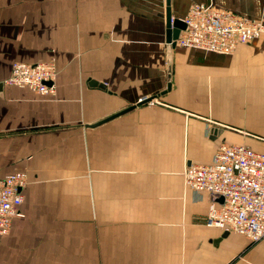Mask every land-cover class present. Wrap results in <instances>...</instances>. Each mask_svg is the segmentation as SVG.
Instances as JSON below:
<instances>
[{"label":"crops","instance_id":"0c3cea01","mask_svg":"<svg viewBox=\"0 0 264 264\" xmlns=\"http://www.w3.org/2000/svg\"><path fill=\"white\" fill-rule=\"evenodd\" d=\"M194 2L264 23V0H169L171 15ZM166 7L0 0V83L14 61L57 70L53 95L0 87V177L27 178L0 264H264V237L205 225L183 179L221 143L264 152V34L227 54L175 44L167 88Z\"/></svg>","mask_w":264,"mask_h":264},{"label":"built area","instance_id":"2783aa9c","mask_svg":"<svg viewBox=\"0 0 264 264\" xmlns=\"http://www.w3.org/2000/svg\"><path fill=\"white\" fill-rule=\"evenodd\" d=\"M180 19L185 27L175 44L216 53H231L264 34L262 21L205 3H191ZM56 76L53 60L14 61L2 83L53 95ZM183 179L186 186L207 195L205 225L243 235L253 242L264 237V152L244 144L221 143L211 163L186 165ZM26 181L24 171L0 177V238L9 231L12 219L20 215Z\"/></svg>","mask_w":264,"mask_h":264},{"label":"water","instance_id":"95a60500","mask_svg":"<svg viewBox=\"0 0 264 264\" xmlns=\"http://www.w3.org/2000/svg\"><path fill=\"white\" fill-rule=\"evenodd\" d=\"M166 2H167V7H166V37H165V41H166V48H167L166 60H167V63H168V67H167V71H168V74H167V80H168L167 88H168L170 86V82H169V79H170V66H169L170 51L175 46V40L178 37L180 30H182L185 27V24L180 18L173 17L171 15L170 8H169V5H168L169 4V0H166ZM1 85H2V83H0V87H1ZM99 86L102 87L104 85L100 84ZM150 99L151 98H149V97L147 98L146 97L145 99L140 100L139 102H146V101H149ZM131 108H133V105L128 106V107L122 109L121 111H119L117 113H114L113 115H110L109 117H107V119L111 118L113 116H116L118 114H121V113H123L125 111H128ZM213 131H215V129H213ZM218 131L220 132L221 130L219 129ZM225 232H227V231H225Z\"/></svg>","mask_w":264,"mask_h":264}]
</instances>
